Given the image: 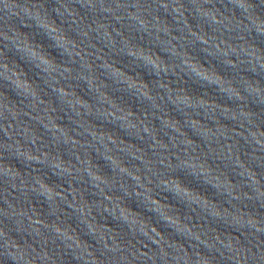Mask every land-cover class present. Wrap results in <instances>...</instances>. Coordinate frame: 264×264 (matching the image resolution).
<instances>
[{"label": "clouds", "instance_id": "clouds-1", "mask_svg": "<svg viewBox=\"0 0 264 264\" xmlns=\"http://www.w3.org/2000/svg\"><path fill=\"white\" fill-rule=\"evenodd\" d=\"M0 132V264H264V0H0Z\"/></svg>", "mask_w": 264, "mask_h": 264}]
</instances>
